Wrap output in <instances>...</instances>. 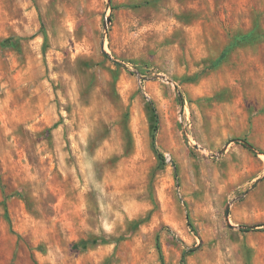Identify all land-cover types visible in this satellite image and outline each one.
I'll return each mask as SVG.
<instances>
[{
	"label": "rangeland",
	"instance_id": "1",
	"mask_svg": "<svg viewBox=\"0 0 264 264\" xmlns=\"http://www.w3.org/2000/svg\"><path fill=\"white\" fill-rule=\"evenodd\" d=\"M254 20L264 0H0V264H264V41L216 62Z\"/></svg>",
	"mask_w": 264,
	"mask_h": 264
},
{
	"label": "trees",
	"instance_id": "2",
	"mask_svg": "<svg viewBox=\"0 0 264 264\" xmlns=\"http://www.w3.org/2000/svg\"><path fill=\"white\" fill-rule=\"evenodd\" d=\"M130 7L138 8L139 5H131ZM261 41H264V31L260 29V27L258 25V21L254 20L253 27H252L251 30H249L246 33H241L240 31H237L232 36L228 46L221 53V55L218 57L216 62L220 63L221 61H223L225 59V57L227 56V54L232 49H235V48H238V47H242V46H246V45H253V44H255L257 42H261ZM3 43L4 44H8L9 40H5ZM103 55L105 57H108L107 54H105L104 52H103ZM152 111L154 113L153 115H154V118H155V125H154L152 136H151V146H152V149H153V151H154V153L156 155V158L158 159L159 164L163 165V163L165 162V158H164L163 154L161 152H159L157 150L156 146H155V133H156V130H157L158 115H157V112H156L155 108H152ZM188 225H190V224H188ZM243 231L247 232L248 230H243ZM82 243H85V242H82ZM159 253H160V262H161V264H164V260H163V257L161 255V252L159 251ZM183 264H185V261H183Z\"/></svg>",
	"mask_w": 264,
	"mask_h": 264
},
{
	"label": "water",
	"instance_id": "3",
	"mask_svg": "<svg viewBox=\"0 0 264 264\" xmlns=\"http://www.w3.org/2000/svg\"><path fill=\"white\" fill-rule=\"evenodd\" d=\"M109 22H110V18H109V17H106V19H105V23H104V28H105V29L107 28V25H108ZM101 48H102V52H104V53L106 54V52H105L104 49H103V48H104V43H103V42L101 43ZM162 79H165V77H162ZM233 142H240L243 146H245V147L248 148L249 150L254 151V148H253L250 144H248L247 142H245V141H241V140L234 139ZM226 147H227V145H226L223 149L219 150V151L217 152V154L212 155V156H216V157H217V156L222 155L223 152L225 151ZM195 148H198V146H195ZM229 208H230V204H227V206H226V208H225V220H226L228 226H229V227H232V225L229 223V219H228V217H229ZM256 227H257V226H255V225H244V226H238L239 229H244V230H253V229H255Z\"/></svg>",
	"mask_w": 264,
	"mask_h": 264
}]
</instances>
